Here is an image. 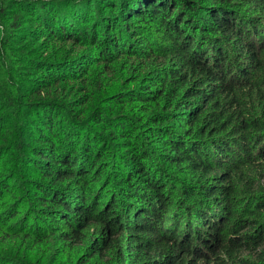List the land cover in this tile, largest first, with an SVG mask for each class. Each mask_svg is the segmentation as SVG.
I'll list each match as a JSON object with an SVG mask.
<instances>
[{
  "label": "trees",
  "instance_id": "obj_1",
  "mask_svg": "<svg viewBox=\"0 0 264 264\" xmlns=\"http://www.w3.org/2000/svg\"><path fill=\"white\" fill-rule=\"evenodd\" d=\"M4 99L0 264H264V0H0Z\"/></svg>",
  "mask_w": 264,
  "mask_h": 264
},
{
  "label": "rangeland",
  "instance_id": "obj_2",
  "mask_svg": "<svg viewBox=\"0 0 264 264\" xmlns=\"http://www.w3.org/2000/svg\"><path fill=\"white\" fill-rule=\"evenodd\" d=\"M66 46H67V49H69V52H66L67 54H72V53L76 54L78 51H84L85 52L87 50L86 48H83V47L79 48L76 45L71 46V43H67ZM61 58L66 59V58H70V57L68 55H65V56H62ZM98 66L99 65H97V67ZM0 104H2L3 106H7L9 104V101L7 99H4V100L0 101ZM96 105L98 106V103H95V106ZM15 115H17L19 117L21 115V113H16ZM26 174H29L28 175L29 177L33 176L32 172L26 173ZM10 187L12 189H14L13 187H17V191H15L16 192L15 196L17 195L18 197H22L24 194H26V190L22 186L21 187L10 186ZM11 200L12 199L9 197L8 199H4L3 201L0 202V212L7 210L5 207L7 206L8 202H10ZM26 206L27 205H25L23 212L28 210L26 208ZM3 213H5V211ZM20 217H17V218H20ZM0 251L6 255H10V256L15 257V258L19 257L16 259H22L23 258L21 249H19V247L17 245H13V244L12 245H3L2 247H0ZM15 261H17V260H15Z\"/></svg>",
  "mask_w": 264,
  "mask_h": 264
}]
</instances>
